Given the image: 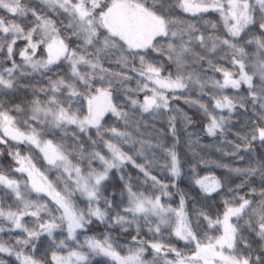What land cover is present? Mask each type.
Here are the masks:
<instances>
[{
    "label": "snow or ice",
    "instance_id": "1",
    "mask_svg": "<svg viewBox=\"0 0 264 264\" xmlns=\"http://www.w3.org/2000/svg\"><path fill=\"white\" fill-rule=\"evenodd\" d=\"M0 264H264V0H0Z\"/></svg>",
    "mask_w": 264,
    "mask_h": 264
},
{
    "label": "rangeland",
    "instance_id": "2",
    "mask_svg": "<svg viewBox=\"0 0 264 264\" xmlns=\"http://www.w3.org/2000/svg\"><path fill=\"white\" fill-rule=\"evenodd\" d=\"M182 101V100H181ZM183 102V101H182ZM184 103V102H183ZM182 126V125H181ZM160 127L159 122L156 123L155 127H153L151 124L144 126H141L140 129V135L137 136L138 140H144L149 141L151 140L152 143H155L154 135L156 130ZM183 127V126H182ZM181 130V138L182 142L179 146L180 151V157L182 162L184 163V170L187 171L188 164L194 163L200 159L201 156L205 158H212L216 160H220L223 163H230L232 166H237L236 164L232 163L231 157H228L224 154V151H218V148L226 149L225 145L218 144L216 141L212 142L209 139L204 140V138H201V143L196 144L193 143L190 146L187 144V140L183 135V129ZM137 147H139V144H137ZM199 173L201 176L214 174L219 175V179L222 180H236V182H239L237 177L234 174H230L227 169L223 168H213L211 170V173H209L208 170L204 169V166L201 165L199 169ZM181 187L188 188V181L187 179L180 181ZM198 191V189L196 190ZM103 230V229H101Z\"/></svg>",
    "mask_w": 264,
    "mask_h": 264
},
{
    "label": "trees",
    "instance_id": "3",
    "mask_svg": "<svg viewBox=\"0 0 264 264\" xmlns=\"http://www.w3.org/2000/svg\"><path fill=\"white\" fill-rule=\"evenodd\" d=\"M178 103V105L188 114V115H190V116H192L193 114H194V109H191V108H189L187 105H185L182 101H178L177 102ZM197 119H199V117H197ZM177 126H178V128L179 129H183V127L181 126V124L178 122V124H177ZM201 138H204V140H206V139H209V140H211L210 138H208L207 136H203V137H201ZM207 141V140H206ZM212 142H214L213 140H211ZM212 175H214V174H212ZM218 179H219V176H220V174L219 175H215Z\"/></svg>",
    "mask_w": 264,
    "mask_h": 264
}]
</instances>
